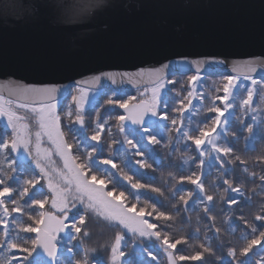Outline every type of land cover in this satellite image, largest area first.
<instances>
[{"label":"snow or ice","instance_id":"snow-or-ice-1","mask_svg":"<svg viewBox=\"0 0 264 264\" xmlns=\"http://www.w3.org/2000/svg\"><path fill=\"white\" fill-rule=\"evenodd\" d=\"M190 63L196 69V74L188 77L190 90L171 110L178 114L179 125L178 119L170 116L167 106L161 107L162 92L168 85L177 82L167 77L165 70L169 65L163 64L159 68L148 70L147 78L152 86L141 91L139 98L134 95L128 96L127 99L108 97L106 104L120 109L119 113L101 120L97 109L94 127L86 137L92 142L89 145H83L78 139L69 143L66 139L62 116L58 112L59 89L56 86L22 82L0 84V119L6 122L9 129L5 136L0 137V253H7L0 254V264L27 260L39 252L48 257L46 264H64L58 254L59 233L70 229L75 234L70 239H79L83 245L85 238L90 237V232L85 227L89 212L108 224H115L134 237H139L141 241L156 242L167 256L168 264L186 261L209 264L206 254H215L212 241L220 240L221 229L215 226V197L206 190L202 179L205 174L203 158L209 155V150L216 153L215 159L221 169L225 168V163H232L233 160L239 161L241 165L246 163L239 155H233V147L221 146L217 141L228 132L226 127H221L228 124V120H222V117L235 106V100L238 98L234 96V90L241 77L250 81L251 86L245 89L246 96L239 99V107L256 111L253 105L254 96H259L261 102H264V82L258 81L252 75L258 68L264 67V53L237 64L233 71L243 69L239 75L223 77L222 85L214 89L216 93L222 90L223 95L210 97L211 106L207 108L208 112L215 113L214 118H210V122L204 121L202 126L198 125L196 128L186 127L183 117L184 113L193 107L194 99H199L200 104L204 102V92H198L196 84L202 79L200 69L205 61L193 60ZM117 75L121 76L122 80L133 79L127 72H108L104 73L103 77L115 83ZM135 75L143 79L145 72L141 70ZM101 79L102 76H95L92 83H98ZM258 84L261 85L259 91L256 88ZM76 91L78 94L71 97L72 104L68 105L63 116L87 131L85 107L90 96L95 93L83 88H77ZM217 101L223 108L217 106ZM109 119L114 120L115 124H109ZM166 121L170 123H164ZM245 130L253 134V125H245ZM172 131L178 133L179 138L191 141L199 153L198 166L201 172H192L178 178L181 184L187 181L194 185V190L169 189L142 182L144 174L139 170H159V165L153 168L156 163L153 159L154 148L156 145L168 147L172 143V137L169 135L165 139L164 134ZM232 135L235 137L236 134ZM105 145L108 150L106 157L103 155ZM116 145H120V148H115ZM146 146H152L148 155ZM74 148L79 154L73 151ZM54 157L59 158V164ZM131 157L140 159L132 161ZM222 157H229V160L226 162ZM26 161H31L38 173L34 172L26 177ZM257 162L264 164V156L257 157ZM101 165L105 167L101 168ZM134 166H138V169ZM242 171L248 173V168L244 167ZM168 175L176 179L171 172ZM250 175L255 177L256 173L252 172ZM149 179L154 180V177ZM259 179L264 181V175ZM120 181L124 182L122 190L116 186ZM223 184L227 185L224 192L235 194L226 201L231 209L240 203V198L245 194L239 185L233 186V181L228 178L223 179ZM45 187L47 191L43 190ZM169 191L171 195L166 197V192ZM149 193L156 196H150ZM194 195L196 200L193 201ZM158 197L173 201L170 209L166 208ZM219 199L225 200L224 193H220ZM77 204L82 205L86 212L68 223L69 213ZM190 209L202 211L204 216L197 217V224L201 219L210 221L206 231L214 229V233L211 237L205 235L204 242L199 245L200 250L192 255L176 254L179 245L188 244L190 239H199V228L196 234L189 236H174L168 230L177 224L190 223L186 217L181 216L182 212L188 214ZM23 216H27L31 223L20 219ZM255 220H264V215H256ZM245 224L247 225V221ZM231 230L235 231L234 228ZM251 231L256 234L258 230L253 226ZM13 232L16 234L13 235ZM20 232L34 235L21 237ZM243 239L246 244L239 249V255L247 257L255 247L264 244V230H260L258 235L245 236ZM123 240L124 236L117 232L114 243L110 246V264H137L132 259H125L128 253L122 244ZM217 247L222 249L224 245L220 243ZM133 248H136L135 243ZM140 251L144 252L150 261L158 260L151 247H143ZM67 252L73 253V248L69 246ZM87 252L85 249L83 258L76 261V264H88ZM237 252L236 248L229 247L227 255L235 260ZM14 253L27 255L21 257ZM68 264H71V261Z\"/></svg>","mask_w":264,"mask_h":264},{"label":"water","instance_id":"water-1","mask_svg":"<svg viewBox=\"0 0 264 264\" xmlns=\"http://www.w3.org/2000/svg\"><path fill=\"white\" fill-rule=\"evenodd\" d=\"M262 53L264 0H0V84L56 86L58 100L74 86H152L147 72L163 64L167 77L196 74L193 60L205 61L200 75H239Z\"/></svg>","mask_w":264,"mask_h":264},{"label":"trees","instance_id":"trees-1","mask_svg":"<svg viewBox=\"0 0 264 264\" xmlns=\"http://www.w3.org/2000/svg\"><path fill=\"white\" fill-rule=\"evenodd\" d=\"M190 75H177V78H188ZM225 75L217 77H206L201 76L202 79L197 81L196 88L197 91L204 92V102L200 104L199 99L193 100V107L190 108L187 112L184 113V122L186 127L196 128L198 125L202 126L204 121H209L210 118H214L215 113H210L207 111V108L211 106L210 97L215 95H223L221 90L219 93L214 91L216 86H220L223 83V80L219 78L224 77ZM173 78V77H172ZM258 81L264 82L263 77H254ZM170 79V78H169ZM171 87L168 91H164L161 96V105L167 106V110L170 113V116L176 117L178 119L179 125V116L177 113L172 112L171 110L176 106V102L182 99L187 91L190 90L189 84L185 88H176ZM251 86V82L240 78L237 88L234 90V96L238 99L235 100V106L229 109L225 113L223 119L228 120L227 125H222V128H227L228 132L226 135H222L221 138L217 141L221 146H231L234 149L233 155H239L242 160L246 163L241 165L239 161L233 160L232 163H225V168L221 169L218 161L215 159L216 153L210 152L209 155L205 156V167L203 169L204 176L202 177L205 188L209 194L214 195L215 199L213 201L215 205L214 215L216 216L215 226L221 229L220 240H213L212 246L215 250V254L212 256H207L209 264H239V262H244V264H264V244H261L258 247H255L252 252L247 256L239 255V249L246 244V240L243 237L252 235H258L260 230H264V220L257 221L255 220L256 215H264V181H261L259 177L264 175V164L257 162V157L264 156V108H260L259 116L256 115L255 111H249L239 107V99H243L246 96L245 89ZM261 85L256 86L257 90H260ZM143 90V89H142ZM135 91L122 92L115 90H105L100 92V97L93 102V105L90 106L89 110L92 115L96 116L97 109L99 110L100 119H108L111 116L116 115L120 112V109L106 104V100L109 96H113L114 99H127L128 96L134 95ZM114 94V95H113ZM264 104L259 99V96H254L253 105L258 107L259 105ZM217 106L223 108V105L217 101ZM86 113V112H85ZM88 114V113H86ZM255 117V119H253ZM164 123H170L166 121ZM109 124H115V121L109 119ZM253 125V134H249L245 130V125ZM94 127V124L92 125ZM71 129V131H70ZM115 132V128L113 129ZM69 133L71 136H74L75 140H80L83 145H89L92 142L87 139H81L80 134L83 133L82 129H79L75 124L71 125L69 128ZM235 133V137L232 135ZM172 137V143L168 147H163L161 145H156L154 148V157L156 163L153 164V168H156L159 165V170L153 171L150 169H140L139 171L144 174L142 182L154 183L156 186H164L166 188H183L188 190H194L195 186L188 183L187 181L182 184L178 182V178L181 175L187 176L192 172L199 174L201 172L200 167L198 166L199 162V153L195 149V146L191 144V141H186L182 138H179L178 133L172 131L171 133H165V139L168 136ZM251 135V139H249ZM5 136L1 133L0 137ZM88 136V135H87ZM247 145V148H246ZM126 147V146H125ZM148 152L146 155L152 151V146H146ZM115 148L119 149L120 145H116ZM207 150V145H205ZM254 149V150H253ZM108 154H105L106 157ZM132 161L135 159H140V157H131ZM226 162L229 160V157H222ZM151 162V161H150ZM101 168L105 166H100ZM138 169V166H134ZM244 167L248 168V173L242 171ZM28 174L34 173L31 169H28ZM114 171V170H113ZM172 173L176 179H173L168 175ZM255 172V177L250 174ZM131 174V173H130ZM150 177H154V180H150ZM228 178L233 181V186L239 185L244 192V196L240 198V203L238 205L232 206L231 209L228 208L227 199L229 197L235 196L234 193L224 192V189L227 188V185L223 184V179ZM167 182V183H165ZM113 185H111L112 187ZM118 189H123L124 182L120 181L117 185ZM220 193H224L225 200L221 201L219 199ZM150 196H156L154 193H149ZM171 192H166V197L170 196ZM166 208L170 209L171 203L173 201L166 199L165 197H158ZM196 200V196H193V201ZM178 202V197L176 198ZM191 203V201H190ZM15 215V214H14ZM182 217H186L190 223L177 224L174 227L168 229L174 236H189L197 233V228H199V239L192 240L190 239L188 244L179 245L176 254L182 255H192L195 251L200 250L199 245L204 242L205 235L211 237L213 236V231H206L207 225L211 223L210 221L201 219L200 223L197 224V217H203L204 213L202 211H192L190 209L188 214L181 213ZM243 217V218H241ZM70 218H73L70 216ZM25 223H31L28 221L27 216L20 217ZM247 221V225L245 224ZM234 228L235 231H232L231 228ZM255 226L257 228V233L253 234L251 228ZM18 231V229L16 230ZM98 232V229H96ZM71 230L67 229L63 235L58 237V245L61 248L58 253L60 259L64 264H68L71 261V264H76V261L80 260L84 256V250H88V238H85V243L82 245L77 240H71ZM106 236L111 235L115 236L114 233L106 228L101 232ZM16 233L13 232V235ZM21 237H29L34 234L20 232ZM130 245L125 247L126 253L128 255L125 259H132L137 262V264H168L167 256L164 254L162 248L154 241L149 242L147 240L141 241V239L130 237ZM141 244L142 247H151L154 254L158 257L157 261H150L144 252H141L140 249L136 246L133 248V244ZM223 243L224 247L222 249L218 248V244ZM108 247H105V250L99 249L96 251L89 247L87 252L88 264H110V244H106ZM29 246V245H27ZM71 246L73 248V253L67 252V248ZM229 247H234L238 250L237 257L235 260L227 255V250ZM76 251V252H75ZM97 252V253H95ZM7 255V253H0ZM21 257L27 255L26 253H14ZM96 259L98 261H96ZM198 264L194 261L178 262V264ZM13 264H46L45 261L39 259L34 260L32 256L28 257L27 260L14 261Z\"/></svg>","mask_w":264,"mask_h":264},{"label":"rangeland","instance_id":"rangeland-1","mask_svg":"<svg viewBox=\"0 0 264 264\" xmlns=\"http://www.w3.org/2000/svg\"><path fill=\"white\" fill-rule=\"evenodd\" d=\"M170 79L175 80L177 82L175 84L168 85L164 89V91H168L171 87H175L176 85H178L176 88H178L179 90H180V88H185L188 85V78H177V77L173 76V78H170ZM219 79L223 80L222 77H220ZM144 89H146V88H143V90ZM76 90H77L76 88H73L69 92V95L64 102H58V112H60L61 116H62V128L65 132L66 139L68 140L69 143L75 142V139H74L75 137L71 136V134L69 133V128L71 127V125H73L75 123L68 120L67 118H64L63 113L67 109L68 105L72 104L71 97L73 95L78 94ZM143 90L142 89L134 90L135 91L134 96H137L139 98L140 92ZM86 91L93 92V93H95V95L90 96L89 103L85 107V112L88 113V114L85 113V128L87 129V131L82 129L83 133L80 134L81 139H86L87 135L91 134L92 125L95 123L96 116L92 115V113L90 112L91 110H89V108L91 105H93V102H95L101 95L99 91H93V90H86ZM164 91L162 92L161 96L163 95ZM161 107H162V105H161ZM259 107L264 108V104L256 107L255 112L259 111L258 113H256L257 116H259V113H260ZM73 108H74V105H73ZM0 131H1V133L5 134V135L9 132V129L6 126V122L2 119H0ZM45 146H47V145H45ZM73 151L77 152V150L75 148L73 149ZM77 154H79V153L77 152ZM105 154H108V150H107L106 145L104 146V150H103V155H105ZM54 159L57 161L58 164L60 163L58 157H54ZM25 167L28 169H31V171H33V172L38 173V170H36L34 168V165L31 163V161H26ZM26 172H28L27 169H26ZM28 175H30V174L25 173L26 177ZM109 187H111V185H109ZM37 188L39 189L40 185H38ZM43 190L47 191L46 187ZM85 212H86V210L84 209V207L82 205L77 204V207L74 208L71 213H69L68 223H71L73 220L78 218V215L84 214ZM70 216H72L73 218H70ZM87 216H88V222L85 225V227L90 232V237L88 238V246H87L88 250L90 247L92 249H95L96 251H98L99 249H101L103 251V250H105L104 249L105 247H108L106 244H110V246H111L112 243H114L115 236H111V235L106 236L105 234L101 233L106 228L110 229L114 233V235H116L117 232H120L124 236V240L122 241V244H124L125 247H128L130 245V242H131L129 240L130 237L140 239L139 237H134L131 233H128L126 230L116 226L115 224H108L107 222L96 217L95 215H93L90 212L87 214ZM96 229H98V232L96 231ZM65 231H67V229ZM64 232L59 233V235L60 234L63 235ZM71 234H73V232H71ZM58 237H60V236H58ZM110 246H109V248H110ZM136 246L138 248H143L142 245L139 243H137ZM95 253H97V252H95ZM110 260H111V256H110ZM96 261H98V260L96 259ZM193 264H195V263H193Z\"/></svg>","mask_w":264,"mask_h":264}]
</instances>
